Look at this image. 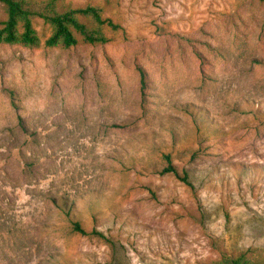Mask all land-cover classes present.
<instances>
[{
  "label": "rangeland",
  "instance_id": "obj_1",
  "mask_svg": "<svg viewBox=\"0 0 264 264\" xmlns=\"http://www.w3.org/2000/svg\"><path fill=\"white\" fill-rule=\"evenodd\" d=\"M56 4L120 29L0 44V264L264 258V1Z\"/></svg>",
  "mask_w": 264,
  "mask_h": 264
},
{
  "label": "trees",
  "instance_id": "obj_2",
  "mask_svg": "<svg viewBox=\"0 0 264 264\" xmlns=\"http://www.w3.org/2000/svg\"><path fill=\"white\" fill-rule=\"evenodd\" d=\"M264 1V0H262ZM57 0H0L4 5L7 18L0 28V44L14 45L20 44L30 47H39L41 39L34 27V19L43 20L52 29V34L45 41L47 47H66L75 46L78 40L75 32L79 33L84 42L92 45L107 44L109 38L105 35L103 29L109 27L116 31L120 26L110 19L103 18L102 10L99 7L87 6L85 8L68 9L59 12L57 9ZM88 20L94 27L90 28L80 18ZM142 89L147 87L148 77L142 68H138ZM164 173H172L178 179L191 185L188 172L182 173L172 164L164 170ZM67 215L71 211L62 208ZM73 230L87 235L80 223H73ZM207 264H264V258L252 259L246 253L236 256L223 255L219 260Z\"/></svg>",
  "mask_w": 264,
  "mask_h": 264
}]
</instances>
